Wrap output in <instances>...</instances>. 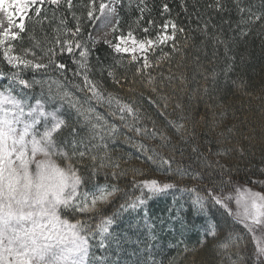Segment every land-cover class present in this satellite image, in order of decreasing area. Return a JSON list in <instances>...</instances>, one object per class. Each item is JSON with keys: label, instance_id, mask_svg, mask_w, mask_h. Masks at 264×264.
Here are the masks:
<instances>
[{"label": "trees", "instance_id": "16d2710c", "mask_svg": "<svg viewBox=\"0 0 264 264\" xmlns=\"http://www.w3.org/2000/svg\"><path fill=\"white\" fill-rule=\"evenodd\" d=\"M109 1L104 0L105 3ZM116 1L120 4L116 36L126 35L131 28L140 38L144 35L140 29L148 27L149 20L155 21L152 36L166 20H173L184 29L176 35L181 52L173 53L170 61H161L160 66L152 70L157 78L155 93L145 88L139 79L134 85L136 91L129 92V85L120 87L108 77L107 69L115 67L118 77H122L127 70L131 78L135 65L129 66L128 55L116 54L110 45L93 43L91 32L95 21H89L86 16L89 0H73L71 10L64 3L58 9L45 4L38 18L34 9L30 10L27 16L32 19L25 20L26 32L21 34L20 41L14 43L18 48L30 47L31 37L35 36L46 49L47 41L52 40L54 28L61 18L66 21V28H75V13L81 25L77 38L90 49L88 67L91 78L102 80L108 91L125 99L134 98L138 106L171 136L172 145L163 154L175 157L173 169L177 165L190 168L199 172L202 179L181 177L148 161L133 143L126 141L125 137L132 134L123 128L118 117H107V108L93 102L92 107L121 129L114 139L107 141V151L112 160L119 163V171L123 172V175L113 177L112 168H103L93 176L92 162L89 159L82 161L80 171L87 180V188L91 189L97 183L115 184L119 188V192L102 206L99 213L78 217L90 219L94 226L102 216H114L107 250L94 246L93 256L106 257L107 264H231L233 261L238 264H261L264 257L257 258L252 234L211 200L201 211L193 204L194 194L187 189L196 187L202 195H207L206 189L209 188L216 192L223 188L226 194L235 186L255 184L264 189V184L253 182L264 181V18L255 23H241L250 15L264 14V0H221L223 8L219 10L215 7L216 0ZM99 2L97 0V6ZM164 4L168 5L167 13L163 12ZM241 8L245 9L243 13ZM205 24L208 25L207 33L203 31ZM36 51L38 56L42 54L39 49ZM163 51L171 53L172 49L164 46ZM160 55L157 50L152 59ZM78 59L79 50L74 54H57L55 60L66 65L64 70L51 67L47 71L26 70L23 74L25 79L41 81L32 89L24 90L23 95L29 103L34 104L37 99L46 101L48 110L59 107L67 120L69 127L61 133V140L71 139L69 134L73 127L79 132L77 139L87 141L89 136L88 126L76 110L67 101L51 98L56 96L60 87L73 93L83 103L84 93L75 87L82 83V78L76 75ZM116 60H122L123 66L116 67ZM228 65L232 66V70L225 76L224 70ZM12 71L0 53V72L5 74L0 76L4 78L0 80V90L9 86ZM213 71L216 73L214 81L210 76ZM161 73L164 76L184 73L186 81L181 83L177 78L170 82L165 79L161 86ZM205 75H209L207 80ZM161 96L167 97L166 109ZM147 97L160 106L165 113L163 116L155 105L148 102ZM181 117L184 119L181 120ZM168 120L186 125V142L168 127ZM145 123L151 127L149 121ZM173 145L175 152L170 151ZM194 147L197 149L195 152L192 150ZM205 163H210L211 167H206ZM143 179H158L176 186L153 196L146 194L145 204L122 210L121 205L126 206L141 194L133 186V181ZM229 179L232 184L222 183ZM213 224L217 226L215 238L206 235ZM232 233H238L243 240L227 251L222 250L220 244Z\"/></svg>", "mask_w": 264, "mask_h": 264}, {"label": "snow or ice", "instance_id": "6c2138e0", "mask_svg": "<svg viewBox=\"0 0 264 264\" xmlns=\"http://www.w3.org/2000/svg\"><path fill=\"white\" fill-rule=\"evenodd\" d=\"M62 3L66 4L69 10L73 8V0H0V8L7 13V27H0V53L7 65L14 70L9 74V86L0 90V264H107L106 257L93 256V247L107 250L111 237L110 228L115 222L114 216H102L94 226L90 219L78 218L99 213L102 206L109 203L119 192L115 184L97 183L91 189L87 188V180L80 171L82 161L89 159L92 162L93 176L103 168H112L113 177L123 175V172L119 171V163L113 161L107 151V141L114 139L121 129L117 124L110 123L107 117H118L123 128L132 134L125 137L126 141L133 143L151 163L181 177L202 179L199 172L190 168L177 165L173 169L175 157L163 154L164 150L172 145L171 136L138 106L134 98L125 99L108 91L102 80L91 78L88 67L90 49L84 41L77 38L81 25L80 18L75 13V28H66V21L61 18L54 28L55 35L52 40L47 41L46 49L35 36L31 37L30 47L16 46L14 42L20 41L21 34L26 32L25 20L32 19L27 16L30 10L34 9L38 18L45 4L58 9ZM215 7L218 10L223 8L221 0H216ZM112 11L114 9L104 0H100L98 6L97 0H89L86 16L89 21L94 22L105 16L106 12ZM141 11L143 12V9ZM240 11L243 13L245 9L241 8ZM163 12H169L167 4L163 5ZM262 18L264 14H253L241 23H255ZM2 23L0 21V24ZM147 24L148 27L140 29L144 34L142 37L137 38L135 30L130 28L126 35H120L116 38L117 42L111 45L116 54L128 55L129 66L135 65L131 78L127 70L122 77H118L115 67L107 69V75L113 83L120 87L129 85V92L136 91L134 85L138 79L145 88L153 93L157 92V78L152 74V70L159 67L161 61H170L173 53L181 52L177 47L176 35L177 32H184V29L178 27L175 21H164L159 25L155 36L151 35L155 21L149 20ZM207 29L208 25L205 24L203 31L207 33ZM164 46H170L172 52H164ZM36 49L42 54L38 56ZM76 50H79V59L76 61L79 70L76 75L82 78V83L75 87L84 93L83 103L73 93L60 87L56 96L51 98L67 101L69 106L76 110L88 126L87 141L83 138L77 139L79 132L75 127L69 134L70 140H61V133L69 125L60 108L48 110L46 101L37 99L32 104L23 95L24 90L32 89L34 84L41 83L23 78L26 70L47 71L51 67L64 70L66 65L57 63L55 57L65 52L74 54ZM157 50L161 55L153 60ZM123 63L122 60H116L115 66H123ZM231 70V65L226 66L225 76ZM4 75L0 72V76ZM160 75L161 86L165 79L170 82L177 78L181 83L186 81L184 73ZM210 76L214 81L215 71ZM208 78L209 75H205V79ZM204 91L207 92L208 89L205 87ZM146 99L157 107L162 116L165 114L151 97ZM160 99L164 101L163 108L166 109L167 97L161 96ZM93 102L107 108V117L92 107ZM183 119L181 117V120ZM146 120L151 123V127L145 123ZM167 124L186 142V125L183 122L168 120ZM150 141L158 143L153 144ZM192 150L197 151L195 147ZM170 151H176L174 145ZM205 166L211 167V164L205 163ZM253 182L264 184V181L260 180ZM222 183L232 184V181L229 179ZM133 186L138 188L141 194L126 206L121 205L122 210L125 207L134 209L145 204L146 194L153 196L176 185L158 179H143L134 180ZM187 191L194 194L193 204L201 211L209 200L225 209L239 225L252 234L257 258L264 257V193L248 187L241 189L240 186H235V196L226 194L223 188L219 192L211 188L206 189L207 195L200 194L196 187ZM233 199L237 206L235 212L229 207V202ZM216 227L215 224L210 225L206 235L215 238ZM257 232L260 235H256ZM242 240L241 235L232 233L220 244V248L227 251ZM231 264L238 262L233 261ZM261 264H264V260Z\"/></svg>", "mask_w": 264, "mask_h": 264}, {"label": "rangeland", "instance_id": "374dc122", "mask_svg": "<svg viewBox=\"0 0 264 264\" xmlns=\"http://www.w3.org/2000/svg\"><path fill=\"white\" fill-rule=\"evenodd\" d=\"M107 3L109 4V6L111 8L114 9V11H112L110 13L106 12L105 16H102L99 20L95 21L94 27H93L92 32H91V39L95 45L108 44L111 46L112 44L117 42L116 38L120 36V35L119 36L115 35V30L117 27V22H118V17H119L120 4L116 0H110ZM27 15H28V13H27ZM6 17H7V13L5 12V10L3 8H0V21L3 22L2 24H0V27H3V28L7 27ZM107 21H110V26H111L108 29V32H106L104 27H103V24L106 23ZM13 30H16V29L13 28ZM105 41H107L108 43H105ZM1 79L4 80L3 77H0V80ZM243 187H248L254 191H259V192L264 193V189L260 188L258 185H255V184L250 185V186H242L241 189ZM230 193L233 196H235V194H236L235 189L231 190ZM229 207L232 209L233 212H235L237 210V206H236L234 199L229 202ZM256 235H260V233L257 232Z\"/></svg>", "mask_w": 264, "mask_h": 264}, {"label": "bare ground", "instance_id": "6f19581e", "mask_svg": "<svg viewBox=\"0 0 264 264\" xmlns=\"http://www.w3.org/2000/svg\"><path fill=\"white\" fill-rule=\"evenodd\" d=\"M103 27H104L105 31L108 32V29L111 27L110 26V21H107L106 23H104Z\"/></svg>", "mask_w": 264, "mask_h": 264}]
</instances>
